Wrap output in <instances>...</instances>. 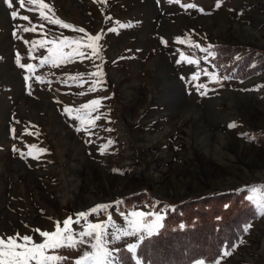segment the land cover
<instances>
[{
  "label": "rangeland",
  "instance_id": "374dc122",
  "mask_svg": "<svg viewBox=\"0 0 264 264\" xmlns=\"http://www.w3.org/2000/svg\"><path fill=\"white\" fill-rule=\"evenodd\" d=\"M45 3L50 6L47 15L87 34L103 30L102 59L76 57L58 67L40 65L48 47L62 46V37L80 39L85 34L41 19L39 7L27 0L24 8L19 0H13L12 8L0 0V238L27 234L42 243L45 238L37 229L55 231L59 221L63 230L66 218L75 220L77 213L96 205H112L70 225L74 247L65 243L46 253L60 257L55 264H75L91 251L77 235L86 223L106 222L110 214L114 226L123 229L121 213L137 210L164 217L174 204L204 196L218 203L222 194L238 192L250 207L245 204L241 214L237 207L234 222L249 208L254 215L240 224L238 242L224 247L216 261L264 264V214L248 199L253 189L257 197L264 196V43L258 42H264V0H220L219 7L217 0ZM188 4L197 7H185ZM33 7L35 11L28 10ZM11 11L29 16L30 22L14 20ZM18 25H35L36 31L21 29L14 36ZM112 27L118 31L108 32ZM34 39L46 47L24 42ZM181 53L199 64L177 63ZM17 54L21 63L35 66L31 73L18 66ZM97 65L102 84L88 92L93 82L88 74L97 71ZM205 69L214 73L211 79L203 75ZM196 72L201 73L199 80H192ZM78 74L84 75L73 80ZM93 99L101 104L81 123L76 116L88 110L80 106ZM65 106L79 112L70 117ZM88 118L94 119V126ZM147 219L151 223L155 217ZM112 230L109 225L111 248L140 241V233L112 240ZM168 239L159 246H168L170 259L206 241L184 233ZM198 260L204 259L190 264Z\"/></svg>",
  "mask_w": 264,
  "mask_h": 264
},
{
  "label": "snow or ice",
  "instance_id": "6c2138e0",
  "mask_svg": "<svg viewBox=\"0 0 264 264\" xmlns=\"http://www.w3.org/2000/svg\"><path fill=\"white\" fill-rule=\"evenodd\" d=\"M101 3L104 2V0H100ZM170 2L174 3H180V0H170ZM6 5L9 8H12L13 6V0H5ZM19 4L21 8L25 7V0H19ZM28 5L38 6L39 7V16L41 19L48 21L49 23L53 25H59L63 29H69L76 32L84 33L85 36L81 37L80 39H76L74 37L70 36H64L61 40V47H58L56 49L52 47L47 48L48 55H45L40 60V65L44 64H51L53 67H58L61 64H67L71 63L74 58L79 57L81 61L84 59H102L100 56V53L103 51L102 46L100 42L104 39L105 33L103 30L98 32L95 35L87 34L85 32L84 28H77L76 26L66 23L63 20L59 19L58 17H55L54 14L52 16H49L46 14L45 10H49L50 6L45 3V0H27ZM220 6V0H217V7ZM185 7L187 8H196L197 6L195 4H188ZM29 11H35L36 8H30ZM201 12L203 9H199ZM10 16L16 20H22L26 22H30L29 16H22L18 11H11ZM110 19V18H108ZM127 25L120 24V28H124ZM42 27V25H41ZM23 30V32H35L36 26L33 25L31 27H27L24 25H18L16 28H14L13 35H17L18 30ZM108 32L115 33L117 32V28L112 27L107 30ZM22 39V37H21ZM83 41V43H81ZM26 44L31 43V45L36 46L39 45L40 48H45L46 44L43 40H37L34 39L31 42L24 41ZM51 43L55 44V40H53ZM196 47H199V45H195ZM68 48L69 51H65L64 49ZM83 49V50H82ZM31 48L29 49V52L31 53ZM202 51H206L209 56L213 55V53L210 51V49H201ZM31 58V57H30ZM20 56L17 54V64L20 68L27 70L29 73H31L34 69V65L29 64H23L20 62ZM205 60H207V56L205 57ZM182 61H187L188 64L198 65L199 61L197 59L189 58L185 56L183 53H181V59L177 61V63H180ZM97 71L93 73H89V79L92 80V84L88 88V92H95L97 91V85L102 84V77L103 73L99 71V65L96 66ZM84 74H78L75 77H72L73 80L81 79ZM201 73L196 72L192 75V80H199ZM203 75L208 76L210 79L214 75V73L208 72L206 69L203 72ZM95 78V79H93ZM30 79L29 76H25V80L28 81ZM37 81H40L43 83V78L37 76ZM64 83H67V80L63 81ZM31 87V85H29ZM199 88H206V85H198ZM84 93H81L83 95ZM101 104L100 99H93L89 101L88 103L81 105V109H87L88 113H85L83 115H77L76 119L80 120L81 123L84 122L86 116H90L91 112H95L98 110L99 106ZM64 113L68 114L70 117L72 116L73 112H79V109H73L70 107L65 106L63 109ZM100 117L97 116L94 119H99ZM94 119L88 118L87 123L94 126ZM229 127H235V124H230ZM77 131H80V128L76 129ZM13 133L15 132V129L12 130ZM26 134H33L28 132L27 129H25ZM243 135V134H241ZM29 147H36V145H31ZM13 150L17 151L15 146H13ZM100 151H104V148L101 147ZM21 156L24 155L23 152L20 153ZM28 155H31V152L28 153ZM253 196L248 197V199L255 201L256 206L258 207L259 211L264 214V196L257 197L255 195V189H253ZM112 205H96L92 207L91 209L87 211H82L76 214V219L73 220L72 217H68L65 220H63V230L60 227V222H56V228L55 231L49 232V231H40L37 229L36 231L39 232V235L42 238H45L42 243H36L33 241V237L31 235H23L15 234L14 236H9L5 240L4 238H0V264H55V262L60 260V257L57 255H48L46 254L48 250L52 249H58L63 244H68L70 246H75L77 241L73 238V235L71 234L70 225L71 224H77L79 225L81 223V220L87 221V218L92 215H97L102 212H107ZM125 215V223L126 227L121 229L118 227H115L111 216L107 217L106 222H89L86 223V226L84 227L83 231H80L77 235L81 238L79 240V243L84 244L87 243L90 247L91 251H85L84 254L79 257L75 264H117L116 257L114 255L115 252H118L119 249H114L109 247L110 241L108 240L109 232H108V226L112 225V232L111 237L112 240H119L123 236H136L138 233H140V240L142 241L144 239L143 233L147 232L149 236L156 234L155 229H159L162 225L160 221L163 220V214H146L142 211L133 210L128 214ZM148 216H154V222H148L147 217ZM131 217V219H129ZM65 233H68L65 235ZM84 237H87L88 240L83 239ZM138 244H130L127 246V250L133 254V259L136 261V264H143L142 260L139 258L137 254V248ZM224 254H228L226 251ZM195 264H205L204 260H198L195 262ZM214 264H219V260L215 261Z\"/></svg>",
  "mask_w": 264,
  "mask_h": 264
},
{
  "label": "trees",
  "instance_id": "16d2710c",
  "mask_svg": "<svg viewBox=\"0 0 264 264\" xmlns=\"http://www.w3.org/2000/svg\"><path fill=\"white\" fill-rule=\"evenodd\" d=\"M221 68V65L216 61ZM212 197V196H211ZM210 196H204L195 200L177 203L167 210V215L161 228L151 236L145 237L138 245V256L150 264H190L193 260L203 258L207 262L215 261L221 254L222 249L230 248L239 239L243 222L248 221L254 214L247 209L246 215L234 222L232 212L240 207L237 214L245 209V204L250 207L244 195L238 192H228L218 198V203L211 202ZM133 199V198H132ZM129 200V199H128ZM248 201V202H247ZM214 203V206L212 205ZM195 205V206H194ZM194 207V208H193ZM195 210L201 211L196 213ZM236 214V215H237ZM233 217V218H232ZM235 223V224H234ZM193 235L201 240H206L204 246L185 248L178 256L166 254L170 235L183 234ZM210 239H207V236ZM166 251V252H165ZM118 258L122 264H136L133 254L126 247H121L118 251ZM73 260H65L62 264H71Z\"/></svg>",
  "mask_w": 264,
  "mask_h": 264
},
{
  "label": "bare ground",
  "instance_id": "6f19581e",
  "mask_svg": "<svg viewBox=\"0 0 264 264\" xmlns=\"http://www.w3.org/2000/svg\"><path fill=\"white\" fill-rule=\"evenodd\" d=\"M226 26H227V24H225ZM235 29V28H234ZM224 30H225V28H224ZM243 30V29H242ZM247 30V29H246ZM263 31V33H264V30H262ZM262 31H261V33H262ZM223 32V31H222ZM245 32V31H244ZM247 33H245V35H246ZM256 35H254V37L256 36L257 37V33H255ZM244 35V34H243ZM249 36V35H248ZM252 37V36H251ZM258 42H260V43H264L262 40L261 41H258ZM197 129V128H196ZM198 133V132H197ZM146 139H148V138H146ZM146 145V144H145ZM235 259H237L238 260V258H237V256L235 257ZM225 264H233V262H227V263H225Z\"/></svg>",
  "mask_w": 264,
  "mask_h": 264
},
{
  "label": "crops",
  "instance_id": "0c3cea01",
  "mask_svg": "<svg viewBox=\"0 0 264 264\" xmlns=\"http://www.w3.org/2000/svg\"><path fill=\"white\" fill-rule=\"evenodd\" d=\"M164 219H165V217L163 218V221H164ZM157 230H158V229H156V231H157ZM154 231H155V230H154ZM156 231H155V232H156ZM147 236H149V235H148V234L144 235V238L147 237ZM121 247H126V248H127V246H121ZM119 248H120V247H119ZM116 255H117V254H116ZM117 262H118V264H120V262H119L118 260H117ZM143 264H148V263L143 261Z\"/></svg>",
  "mask_w": 264,
  "mask_h": 264
}]
</instances>
